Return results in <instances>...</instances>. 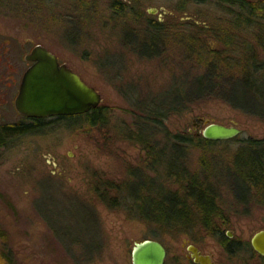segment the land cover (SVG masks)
<instances>
[{"label":"rangeland","instance_id":"obj_1","mask_svg":"<svg viewBox=\"0 0 264 264\" xmlns=\"http://www.w3.org/2000/svg\"><path fill=\"white\" fill-rule=\"evenodd\" d=\"M116 1L125 5L122 11L116 10ZM230 10L239 11L217 0H0V40L46 35L50 48L101 94L108 119L105 126H91L84 119L52 118L42 132L0 147V259L10 253L14 264H133V247L155 239V227L134 217L125 202L115 208L102 203L96 187L108 181L116 188L131 181L132 171H148L145 151L127 133L135 132L147 102L164 99L203 71L199 61L207 63L209 55L198 51L192 39L206 52L224 50L213 71L240 76L242 60L255 53L263 64L258 75L264 78V17L236 26ZM149 20L161 23L162 30L160 45L148 49L142 40ZM226 35L233 36L229 49L220 42ZM220 94L170 111L165 125L172 134L192 138L202 136L207 122L241 129L228 142L190 150L193 168L206 161L223 171L216 179L223 233H232L237 251H226L222 236L204 230L167 234L156 239L167 250L165 264H193L183 246L191 238L215 264H264L251 246L254 233L264 229V188L248 190L232 176L234 154L244 141L264 143V117L234 107ZM229 94L237 98L236 92ZM12 99L0 120H22Z\"/></svg>","mask_w":264,"mask_h":264},{"label":"trees","instance_id":"obj_2","mask_svg":"<svg viewBox=\"0 0 264 264\" xmlns=\"http://www.w3.org/2000/svg\"><path fill=\"white\" fill-rule=\"evenodd\" d=\"M206 1L194 0L200 4ZM217 1L239 9L238 14L235 13L239 11L230 10L231 15L236 19V22H233L236 26L248 23L250 17L251 20L255 17L258 19L264 17V0ZM113 5L118 11H122L125 6L121 1H116ZM193 26L198 27L195 24ZM146 27L147 35L142 42L145 41L148 49L160 45L161 39L158 32H161L162 24L149 20ZM222 40L225 47L229 49L233 36L226 35L220 38V42ZM192 41L198 47V51L209 55L207 63L204 58L203 61H199L198 68H202L203 71L190 83L172 88L164 99L147 102L142 111L140 110L139 121L134 123L135 132L127 133V138L137 140L145 151L143 161L145 170L148 171L143 172L138 169L132 171L131 181H123L122 185L116 188L111 186L112 182L100 184L103 188L96 187L97 196L110 208H115L121 204V201L125 202L134 217L155 227L153 230L155 239L167 234L188 235L191 232L204 230L210 235L222 236L221 243L225 250L233 253L237 251L236 245L223 233L226 223L220 214L222 208L218 199L219 185L216 179L223 171L216 169L215 166L209 167L206 161L197 168H193L190 162L191 148L205 149L215 142L203 136L192 138L185 134H172L165 125V119L170 111L182 110L180 108L188 102L201 99L206 95L220 96L222 92L227 95L228 102L234 107L264 117V78L258 75L263 64L260 66L257 63V55L251 53L244 59L246 61L242 60L243 74L227 78L216 70L213 71L215 66L222 62L224 50L209 49L206 52L204 45L196 38ZM251 46L247 44L245 47H249L251 52L253 51ZM223 59L224 62L228 60L229 64L232 62L229 57L223 56ZM225 84L231 85H229L231 88L228 93L236 92V99H233L231 94L225 93ZM73 119H84L91 126H105L108 123L107 113L101 105L82 115L58 116L54 120L69 122ZM50 122L51 120L29 118L26 120L28 124L0 128V147H4L14 138L42 132ZM244 142L245 145L234 154L232 163L235 173L232 176H236L239 180L238 184L246 185L248 190L251 188L262 190L264 188V143L257 139H247ZM151 172H155V176L149 175ZM108 189L109 191L115 189L117 193L110 194ZM191 239L193 242L196 240ZM1 256L0 264L15 263L10 253Z\"/></svg>","mask_w":264,"mask_h":264},{"label":"water","instance_id":"obj_3","mask_svg":"<svg viewBox=\"0 0 264 264\" xmlns=\"http://www.w3.org/2000/svg\"><path fill=\"white\" fill-rule=\"evenodd\" d=\"M27 59L37 63L24 75L15 102L19 114L28 118L74 116L88 113L101 104V94L67 66L60 67L56 56L44 47L36 46ZM240 133L238 126L207 122L202 136L218 142L231 140ZM251 246L264 257V229L254 233ZM188 249L196 264H215L210 255H202L195 246ZM166 257L165 246L156 239L143 240L132 249L133 264H165Z\"/></svg>","mask_w":264,"mask_h":264},{"label":"flooded vegetation","instance_id":"obj_4","mask_svg":"<svg viewBox=\"0 0 264 264\" xmlns=\"http://www.w3.org/2000/svg\"><path fill=\"white\" fill-rule=\"evenodd\" d=\"M0 35L4 36V34L1 31H0ZM10 40H14V44ZM46 40H47V36L44 34L41 39L39 38L37 34L35 35L33 34V36H29V37L23 36V34H21V36L19 37L14 36L11 39L9 38V36H5V37H2V39L0 40V111L5 109V106L8 103L12 104V100H13L12 97L14 98V96H15V102H16V98L20 92L21 84H22L25 73L29 69H31L33 66H35L37 63V61L27 59V56L31 54V52L34 50L36 46L44 47L49 52L54 54L57 58V61L60 67L65 65L69 69H71L74 73L80 76V74L77 71L71 68L66 61L62 60L58 56V54L53 49L50 48ZM10 45H12L13 47H10ZM10 98H11V101L9 102ZM15 108H16V103H15ZM19 115L21 116V119H22L20 121L0 120V128L12 127V126H16L19 124H28L26 123V120H29V118L21 114ZM57 117L58 116L51 117V118H37V119H46L47 121H49V120H52V118L55 119ZM224 233H226L224 235L228 239H230L232 242H235L233 240L234 238L231 232L229 233L224 232ZM189 241L191 243H188V241L187 242L185 241L183 246L186 247V250H187L186 258L191 263L196 264L192 256V252L188 249V247L191 245L195 246L198 249V251L202 253V255H209V254L204 253L202 249L197 245V243L192 241V239H190Z\"/></svg>","mask_w":264,"mask_h":264}]
</instances>
